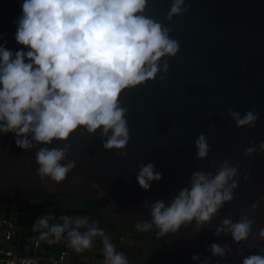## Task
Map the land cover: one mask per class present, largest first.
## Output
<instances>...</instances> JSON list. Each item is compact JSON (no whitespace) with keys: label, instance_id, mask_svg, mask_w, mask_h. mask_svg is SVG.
Returning <instances> with one entry per match:
<instances>
[{"label":"water","instance_id":"water-1","mask_svg":"<svg viewBox=\"0 0 264 264\" xmlns=\"http://www.w3.org/2000/svg\"><path fill=\"white\" fill-rule=\"evenodd\" d=\"M20 3L0 0V45L13 52L21 47L15 41L14 23L21 15ZM171 3L149 0L146 8L145 14L167 24L180 48L176 57L162 61L169 64L162 79L158 76L122 93L130 130L126 155L104 150L99 133L78 130L67 141V159L74 160L75 167L63 182L56 183L38 175L36 147L24 151L16 147L13 134L0 135V197L36 203L37 199L68 193L109 204L114 220L107 235L129 264H178L172 253L181 258L195 254L201 264L206 259L207 264H238L245 251L264 250V239L258 237L264 228V152L257 147L256 152L244 156L247 147L264 141V0H185L188 10L167 22ZM250 110L259 116L255 125L237 128L229 112ZM201 133L210 147L205 159L198 158L195 148ZM52 146L64 147L60 143ZM225 160L238 168L239 187L233 201L225 204L208 226L197 231L193 222L176 234L160 235L166 248L154 239L158 229L137 228L138 222L150 221L152 203L167 205L190 185L194 172H215ZM149 162L162 173V179L145 191L136 177L139 166ZM75 175L82 185L80 192ZM100 192L102 197H98ZM254 203L258 204L255 209ZM23 212L28 219L17 243L22 253L42 261L56 260L64 250L74 258L104 259L102 237L81 251L70 247L63 237L49 243L39 239L44 229L33 230L39 218L33 208ZM0 216L14 221L4 213ZM244 216L252 221L247 241L235 243L230 234L216 235L224 218L236 222ZM106 222L102 220L103 225ZM143 232L150 234L143 237ZM214 242L230 245L232 251L225 257H213L208 248Z\"/></svg>","mask_w":264,"mask_h":264},{"label":"clouds","instance_id":"clouds-1","mask_svg":"<svg viewBox=\"0 0 264 264\" xmlns=\"http://www.w3.org/2000/svg\"><path fill=\"white\" fill-rule=\"evenodd\" d=\"M149 0H21V15L15 20V41L21 46L13 52L0 45V135L13 134L21 150L36 147L37 173L53 182H63L75 167L68 160L67 141L78 130L101 136L106 151L126 155L130 142L128 109L121 103L126 90L161 79L169 71L166 58L179 52L166 23L145 14ZM185 0H172L165 20L183 15ZM237 128L255 125L254 111L241 114L230 111ZM54 143L64 147H53ZM264 141L244 151L248 157ZM198 158L210 152L204 133L195 140ZM66 161V162H65ZM238 168L227 160L215 172L196 171L190 185L168 203L155 201L150 206V221L138 222L137 228L158 229V235L176 234L181 227L195 223L196 230L208 226L225 204L233 201ZM137 183L149 190L162 179L152 162L141 164ZM247 179V177H246ZM103 192L98 193L102 197ZM258 204L254 203L255 209ZM49 215L36 219L33 230L39 239H67L77 251L92 247L94 238L102 237L105 264H129L117 251L104 230L89 223L86 216L61 215L50 224ZM84 229V231H81ZM252 221L244 216L233 222L224 218L216 235L230 234L232 241H247ZM53 237L54 239H49ZM264 239V228L258 233ZM213 257H225L230 245L212 243ZM198 261L197 255L192 256ZM207 264V259L202 262ZM242 264H264V254L246 256Z\"/></svg>","mask_w":264,"mask_h":264},{"label":"flooded vegetation","instance_id":"flooded-vegetation-1","mask_svg":"<svg viewBox=\"0 0 264 264\" xmlns=\"http://www.w3.org/2000/svg\"><path fill=\"white\" fill-rule=\"evenodd\" d=\"M75 177L77 178L79 184L78 191L80 192L82 190V185L78 177L76 175ZM6 200L9 199L0 197V212L14 218V221L16 222L15 239L17 240L25 230L22 225H24L25 221L28 219L26 215L27 212L25 213L23 211L31 207L33 208V214H37L38 217H42L43 215L53 217V219H50L49 221L51 224L58 222L61 215H69L72 217L86 216L89 218V223L97 224L106 234L113 229L114 215L109 204L93 203L90 200L82 199L76 195L58 193L53 199L44 197L37 199L36 203L9 200L11 204H6ZM102 220L107 221L105 225H103L104 223H102ZM81 231H84V229H81ZM249 251L250 255L257 253L264 254V250Z\"/></svg>","mask_w":264,"mask_h":264},{"label":"built area","instance_id":"built-area-1","mask_svg":"<svg viewBox=\"0 0 264 264\" xmlns=\"http://www.w3.org/2000/svg\"><path fill=\"white\" fill-rule=\"evenodd\" d=\"M16 222L9 221L0 216V237L5 239V244L0 247V264H42L41 258L21 252L15 239ZM71 254L64 250L56 260H45L50 264H72ZM105 264V258L103 259Z\"/></svg>","mask_w":264,"mask_h":264},{"label":"trees","instance_id":"trees-1","mask_svg":"<svg viewBox=\"0 0 264 264\" xmlns=\"http://www.w3.org/2000/svg\"><path fill=\"white\" fill-rule=\"evenodd\" d=\"M5 203L6 204H11V202L9 200H6ZM3 205H5V204H3ZM142 234H143L142 236L145 237V236L149 235L150 233L143 232ZM153 236H154V239H155L156 242L161 243L162 246H163V248H166V246L162 242V239H161V236L160 235L153 234ZM172 255L175 257V259H176V261H177L178 264H201L199 261H193L192 260V257L181 258V257L176 256L173 253H172ZM248 255H250V251L249 250H247V251L244 252V254L242 255L241 260L239 261L238 264H242L243 259L246 256H248Z\"/></svg>","mask_w":264,"mask_h":264},{"label":"crops","instance_id":"crops-1","mask_svg":"<svg viewBox=\"0 0 264 264\" xmlns=\"http://www.w3.org/2000/svg\"><path fill=\"white\" fill-rule=\"evenodd\" d=\"M5 239L1 236L0 237V247L5 244ZM18 243V240L16 239V244ZM72 264H104L103 260L98 257H89V258H71ZM42 264H50L48 262L42 261Z\"/></svg>","mask_w":264,"mask_h":264}]
</instances>
